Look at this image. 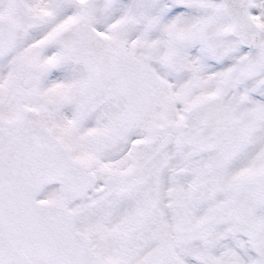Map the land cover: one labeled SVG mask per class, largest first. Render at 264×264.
<instances>
[{"label": "snow or ice", "instance_id": "1", "mask_svg": "<svg viewBox=\"0 0 264 264\" xmlns=\"http://www.w3.org/2000/svg\"><path fill=\"white\" fill-rule=\"evenodd\" d=\"M0 264H264V0H0Z\"/></svg>", "mask_w": 264, "mask_h": 264}]
</instances>
